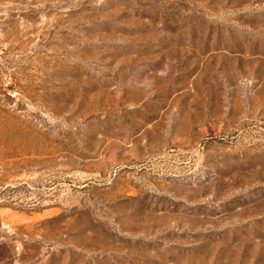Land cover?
Here are the masks:
<instances>
[{"label":"rangeland","instance_id":"obj_1","mask_svg":"<svg viewBox=\"0 0 264 264\" xmlns=\"http://www.w3.org/2000/svg\"><path fill=\"white\" fill-rule=\"evenodd\" d=\"M0 264H264V0H0Z\"/></svg>","mask_w":264,"mask_h":264}]
</instances>
